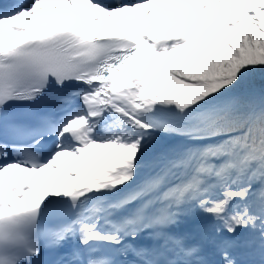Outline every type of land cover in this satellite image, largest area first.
<instances>
[{"label":"snow or ice","instance_id":"obj_1","mask_svg":"<svg viewBox=\"0 0 264 264\" xmlns=\"http://www.w3.org/2000/svg\"><path fill=\"white\" fill-rule=\"evenodd\" d=\"M0 264H264V0H0Z\"/></svg>","mask_w":264,"mask_h":264}]
</instances>
